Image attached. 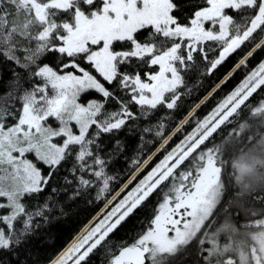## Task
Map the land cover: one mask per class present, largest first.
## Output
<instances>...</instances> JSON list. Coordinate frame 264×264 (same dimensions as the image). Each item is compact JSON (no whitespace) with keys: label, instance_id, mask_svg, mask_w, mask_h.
I'll return each instance as SVG.
<instances>
[{"label":"snow or ice","instance_id":"obj_1","mask_svg":"<svg viewBox=\"0 0 264 264\" xmlns=\"http://www.w3.org/2000/svg\"><path fill=\"white\" fill-rule=\"evenodd\" d=\"M0 264H264V0H0Z\"/></svg>","mask_w":264,"mask_h":264},{"label":"trees","instance_id":"obj_2","mask_svg":"<svg viewBox=\"0 0 264 264\" xmlns=\"http://www.w3.org/2000/svg\"><path fill=\"white\" fill-rule=\"evenodd\" d=\"M88 218L89 210L83 206L70 209L69 215L56 223L39 243L40 255L47 258L62 251L87 223Z\"/></svg>","mask_w":264,"mask_h":264},{"label":"rangeland","instance_id":"obj_3","mask_svg":"<svg viewBox=\"0 0 264 264\" xmlns=\"http://www.w3.org/2000/svg\"><path fill=\"white\" fill-rule=\"evenodd\" d=\"M72 240H73V239H72ZM72 240L69 242V244L72 242ZM69 244H68V245H69ZM68 245H67V246H68ZM67 246H66V247H67Z\"/></svg>","mask_w":264,"mask_h":264}]
</instances>
